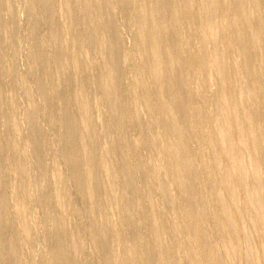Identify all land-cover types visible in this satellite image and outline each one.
<instances>
[{
	"label": "bare ground",
	"instance_id": "6f19581e",
	"mask_svg": "<svg viewBox=\"0 0 264 264\" xmlns=\"http://www.w3.org/2000/svg\"><path fill=\"white\" fill-rule=\"evenodd\" d=\"M0 264H264V0H0Z\"/></svg>",
	"mask_w": 264,
	"mask_h": 264
},
{
	"label": "rangeland",
	"instance_id": "374dc122",
	"mask_svg": "<svg viewBox=\"0 0 264 264\" xmlns=\"http://www.w3.org/2000/svg\"><path fill=\"white\" fill-rule=\"evenodd\" d=\"M22 15V14H21ZM21 17H23V15L21 16ZM129 32V31H128ZM128 32L126 31L125 32V36H127V37H125V45H126V47H128L129 45H130V40L129 39H127L128 38ZM127 33V34H126ZM129 41V42H128ZM20 47V48H19ZM18 50H21L20 51V53H19V57H20V59H19V63H21L20 62V60L21 61H23V45H20V46H18ZM23 63V62H22ZM19 66H22L21 64H19ZM248 85H251L250 83H248ZM263 118V117H262ZM151 121V122H150ZM146 122H150L149 124H151V125H149V128L151 129V130H154V129H156V126H157V124H156V121H154V120H147ZM153 122H155V123H153ZM153 124V125H152ZM152 126V127H151ZM204 129V128H203ZM202 134H203V130H201V131H198V135H196V136H194V139H193V142H192V140H191V144L192 145H194V146H196L197 145V143H199L200 142V140H202ZM198 136V137H197ZM200 137V138H199ZM200 139V140H199ZM197 141V142H196ZM194 143V144H193ZM209 196H207V197H205V198H207V200L209 199L208 198ZM210 200V199H209ZM147 220V219H146ZM174 224V222H171V225H173ZM181 256H183V253H181L180 254Z\"/></svg>",
	"mask_w": 264,
	"mask_h": 264
}]
</instances>
